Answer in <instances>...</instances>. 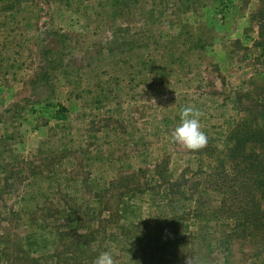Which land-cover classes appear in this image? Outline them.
<instances>
[{"label": "rangeland", "instance_id": "obj_1", "mask_svg": "<svg viewBox=\"0 0 264 264\" xmlns=\"http://www.w3.org/2000/svg\"><path fill=\"white\" fill-rule=\"evenodd\" d=\"M263 117L264 0H0V264H264L256 219L215 213Z\"/></svg>", "mask_w": 264, "mask_h": 264}, {"label": "trees", "instance_id": "obj_2", "mask_svg": "<svg viewBox=\"0 0 264 264\" xmlns=\"http://www.w3.org/2000/svg\"><path fill=\"white\" fill-rule=\"evenodd\" d=\"M225 145L224 151L221 152V155H225L221 160L224 166L221 173L226 175L222 177L231 176L232 182L223 179L219 185L235 182V186L230 188L229 197L222 199L223 202L217 209L215 206V213L223 214L229 209L235 210V216L240 224L255 218L257 223L254 230L264 232V117L252 118L248 123L239 124L234 133L228 134ZM240 182L243 184L242 187ZM246 198L249 200L246 201ZM201 205L207 210L214 207L198 202L193 218L200 223L207 216L200 208ZM211 213L212 211L208 215ZM224 218H230V214Z\"/></svg>", "mask_w": 264, "mask_h": 264}, {"label": "clouds", "instance_id": "obj_3", "mask_svg": "<svg viewBox=\"0 0 264 264\" xmlns=\"http://www.w3.org/2000/svg\"><path fill=\"white\" fill-rule=\"evenodd\" d=\"M179 116V124L171 135L172 141L189 151L202 149L207 144V136L201 128L200 111L193 106H186L181 109ZM94 264H115V261L113 255L105 251L95 258Z\"/></svg>", "mask_w": 264, "mask_h": 264}]
</instances>
